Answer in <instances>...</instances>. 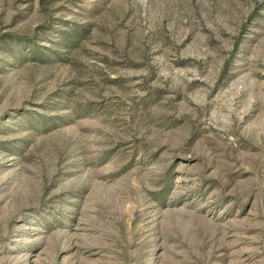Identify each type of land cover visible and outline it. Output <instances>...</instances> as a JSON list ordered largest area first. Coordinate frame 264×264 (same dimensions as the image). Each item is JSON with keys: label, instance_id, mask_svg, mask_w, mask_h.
<instances>
[{"label": "rangeland", "instance_id": "1", "mask_svg": "<svg viewBox=\"0 0 264 264\" xmlns=\"http://www.w3.org/2000/svg\"><path fill=\"white\" fill-rule=\"evenodd\" d=\"M0 264H264V0H0Z\"/></svg>", "mask_w": 264, "mask_h": 264}]
</instances>
